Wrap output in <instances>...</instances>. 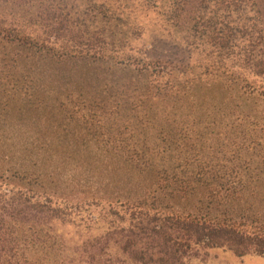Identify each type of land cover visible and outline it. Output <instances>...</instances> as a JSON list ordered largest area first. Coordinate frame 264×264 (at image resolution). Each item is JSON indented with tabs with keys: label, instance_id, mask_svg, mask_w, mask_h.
Here are the masks:
<instances>
[{
	"label": "trees",
	"instance_id": "trees-1",
	"mask_svg": "<svg viewBox=\"0 0 264 264\" xmlns=\"http://www.w3.org/2000/svg\"><path fill=\"white\" fill-rule=\"evenodd\" d=\"M137 12L187 60L149 61ZM57 88L127 181L56 199L0 160V264L264 258V0H0V134Z\"/></svg>",
	"mask_w": 264,
	"mask_h": 264
},
{
	"label": "rangeland",
	"instance_id": "rangeland-1",
	"mask_svg": "<svg viewBox=\"0 0 264 264\" xmlns=\"http://www.w3.org/2000/svg\"><path fill=\"white\" fill-rule=\"evenodd\" d=\"M135 16L144 33L135 45L147 48L145 56L149 61L187 60L188 54L177 45L178 37L165 30L160 15L137 12ZM50 81L41 83L50 88ZM80 81L85 80L80 78ZM62 84L75 87L71 82ZM58 91L57 88L50 93L52 100L40 111L12 115L8 127L0 134L3 146L0 160L14 172L22 170L26 174L40 176L44 187H36V190L49 193L56 199L69 197L73 201L93 186L101 196L110 198L123 187L121 181L126 182L127 179H123L116 159L98 149L100 146L82 125L83 122H79V116L55 107L53 98ZM17 187L26 189L28 186L17 183ZM56 228L69 243L82 238L69 225L58 224ZM193 264H264V258H238L227 251L210 250L203 260H196Z\"/></svg>",
	"mask_w": 264,
	"mask_h": 264
}]
</instances>
